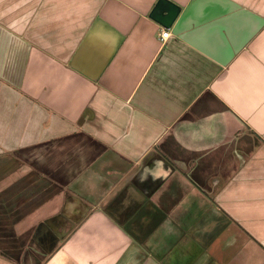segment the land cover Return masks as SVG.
Returning a JSON list of instances; mask_svg holds the SVG:
<instances>
[{
  "label": "crops",
  "instance_id": "obj_1",
  "mask_svg": "<svg viewBox=\"0 0 264 264\" xmlns=\"http://www.w3.org/2000/svg\"><path fill=\"white\" fill-rule=\"evenodd\" d=\"M173 1L0 0V264H264V0Z\"/></svg>",
  "mask_w": 264,
  "mask_h": 264
},
{
  "label": "water",
  "instance_id": "obj_2",
  "mask_svg": "<svg viewBox=\"0 0 264 264\" xmlns=\"http://www.w3.org/2000/svg\"><path fill=\"white\" fill-rule=\"evenodd\" d=\"M180 11L181 7L173 0H156L149 16L164 28H170Z\"/></svg>",
  "mask_w": 264,
  "mask_h": 264
},
{
  "label": "built area",
  "instance_id": "obj_3",
  "mask_svg": "<svg viewBox=\"0 0 264 264\" xmlns=\"http://www.w3.org/2000/svg\"><path fill=\"white\" fill-rule=\"evenodd\" d=\"M170 35V31L168 29H163L160 33V40L164 41L165 39L168 38Z\"/></svg>",
  "mask_w": 264,
  "mask_h": 264
}]
</instances>
